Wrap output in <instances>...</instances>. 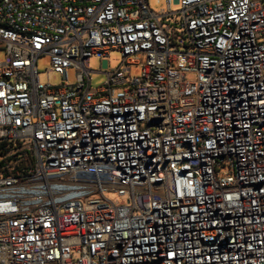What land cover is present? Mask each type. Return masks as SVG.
Segmentation results:
<instances>
[{"label": "built area", "instance_id": "1", "mask_svg": "<svg viewBox=\"0 0 264 264\" xmlns=\"http://www.w3.org/2000/svg\"><path fill=\"white\" fill-rule=\"evenodd\" d=\"M170 1L0 0V264H264V0Z\"/></svg>", "mask_w": 264, "mask_h": 264}, {"label": "rangeland", "instance_id": "2", "mask_svg": "<svg viewBox=\"0 0 264 264\" xmlns=\"http://www.w3.org/2000/svg\"><path fill=\"white\" fill-rule=\"evenodd\" d=\"M149 7L154 13H160L162 10L166 11V0H148ZM179 9L178 4L174 0L170 1V10L175 12ZM4 59V52L0 50V61ZM120 63V54L117 51H113L109 55V61L99 60V58L92 57L88 62V68L91 70L90 79L91 87L99 86L105 80V74L103 70H114ZM49 59L43 56L37 60V68L39 72V80L46 82L47 79L52 85H58L61 82V78L49 67ZM47 73V75H46ZM69 83L75 82V72L73 69L67 71ZM140 74V68L137 66L131 67V75L138 76ZM105 197L109 200H115L117 197L113 192H105Z\"/></svg>", "mask_w": 264, "mask_h": 264}, {"label": "trees", "instance_id": "3", "mask_svg": "<svg viewBox=\"0 0 264 264\" xmlns=\"http://www.w3.org/2000/svg\"><path fill=\"white\" fill-rule=\"evenodd\" d=\"M7 148L4 146V144H0V165H2L4 162H8L10 158H3L4 153L6 152Z\"/></svg>", "mask_w": 264, "mask_h": 264}, {"label": "water", "instance_id": "4", "mask_svg": "<svg viewBox=\"0 0 264 264\" xmlns=\"http://www.w3.org/2000/svg\"><path fill=\"white\" fill-rule=\"evenodd\" d=\"M76 195H77V193L72 192V193H70V194L65 195V196L63 197V199L70 198V197H73V196H76Z\"/></svg>", "mask_w": 264, "mask_h": 264}]
</instances>
